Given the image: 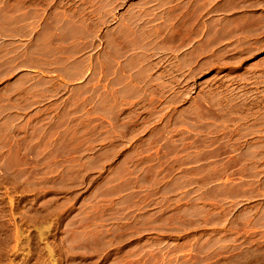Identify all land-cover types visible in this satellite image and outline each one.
<instances>
[{"label":"rangeland","instance_id":"1","mask_svg":"<svg viewBox=\"0 0 264 264\" xmlns=\"http://www.w3.org/2000/svg\"><path fill=\"white\" fill-rule=\"evenodd\" d=\"M213 5H0V264H264V41Z\"/></svg>","mask_w":264,"mask_h":264},{"label":"crops","instance_id":"2","mask_svg":"<svg viewBox=\"0 0 264 264\" xmlns=\"http://www.w3.org/2000/svg\"><path fill=\"white\" fill-rule=\"evenodd\" d=\"M30 0H0V5L5 3L21 4L27 3ZM36 3H57L58 0H31ZM207 1V0H205ZM214 5L204 7L201 11L200 17L203 19H209L214 17L218 20H223L233 17L234 19L244 21V30L241 31V35L245 38L243 42H259L264 41V0H237L238 5L234 9L225 10V14L221 13L222 10L218 8H224L225 3L229 0H210ZM218 4V5H216ZM213 10L216 14H213ZM224 10V9H223ZM214 15V16H213ZM211 25V23H210ZM240 33V32H239Z\"/></svg>","mask_w":264,"mask_h":264}]
</instances>
